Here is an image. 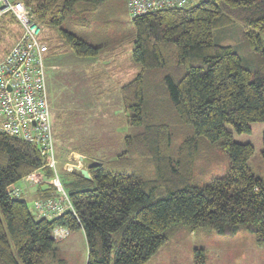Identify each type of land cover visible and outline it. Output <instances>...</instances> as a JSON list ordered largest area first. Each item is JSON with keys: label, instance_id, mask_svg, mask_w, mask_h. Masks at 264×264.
Masks as SVG:
<instances>
[{"label": "trees", "instance_id": "obj_1", "mask_svg": "<svg viewBox=\"0 0 264 264\" xmlns=\"http://www.w3.org/2000/svg\"><path fill=\"white\" fill-rule=\"evenodd\" d=\"M22 1L51 31L43 36L47 52L96 58L113 51L108 43L121 11L112 0ZM130 18V56L140 70L119 87V96L131 153L106 165L72 149L90 160L89 178L61 173L74 211L38 217L24 199L10 196L9 187L36 169L45 176L52 169L35 144L0 132V264H53L56 226L68 234L83 230L85 264H145L182 225L222 235L247 228L264 245V179L247 164L254 148L226 128L249 133L251 122L264 121V0H199ZM233 19L244 24L257 54L255 72L231 45L213 40L214 28ZM13 23L10 14L0 17V39ZM174 122L190 124L193 133L172 153ZM209 146L226 153L227 167L199 184L191 177L193 162L208 158ZM260 154L264 159V130ZM49 187L38 197L50 195Z\"/></svg>", "mask_w": 264, "mask_h": 264}, {"label": "rangeland", "instance_id": "obj_2", "mask_svg": "<svg viewBox=\"0 0 264 264\" xmlns=\"http://www.w3.org/2000/svg\"><path fill=\"white\" fill-rule=\"evenodd\" d=\"M197 2L199 0H195ZM110 3H115L121 11V23L113 25L115 31L111 33V43H108V50L112 52L103 51L96 58L77 56L70 50L47 52L45 55L46 89L58 161L56 168L60 173L68 171L65 169L67 164L76 166L77 153L72 149L90 153L106 165L116 161L120 153H131V146L125 141L130 128L120 101L119 87L134 77L140 66L130 56L134 27L126 3L124 0H112ZM244 29L241 21L233 19L214 28L213 40L231 45L244 66L255 72L259 68L257 54L250 48ZM20 30V25L13 23L2 35L0 58L13 45ZM50 33L44 28L43 36ZM49 56L56 57L53 63L47 62ZM54 63V67L48 65ZM171 127V151L175 153L177 144L192 135L193 128L190 124L177 122ZM226 128L232 131L235 141L252 144L254 152L247 164L254 174L264 179V159L260 154L264 121L251 122L249 133H237L230 124H226ZM199 139L203 147L204 139ZM193 163L191 177L203 184L212 174L226 169L228 157L218 146H209L208 158L196 156ZM17 184L21 187L25 183L20 180ZM24 189L29 190L27 185L23 186ZM20 197L35 214L34 195L24 193ZM56 240L53 264H60L58 260H62L61 264H85L87 243L82 229ZM202 256L203 262H200ZM145 264H264V245H257L253 233L247 228L235 235H222L213 230L191 229L182 225Z\"/></svg>", "mask_w": 264, "mask_h": 264}, {"label": "built area", "instance_id": "obj_3", "mask_svg": "<svg viewBox=\"0 0 264 264\" xmlns=\"http://www.w3.org/2000/svg\"><path fill=\"white\" fill-rule=\"evenodd\" d=\"M195 0H127L130 17H135L160 8L184 7ZM10 14L21 27V33L13 45L0 58V132L11 137L35 144L46 165L52 169L51 176H45L41 169L27 174L22 180L28 188L38 183L49 184L51 194L33 200L38 217L53 218L60 213L73 210L68 193L63 185L61 173L57 170V157L52 132L49 99L45 78V55L48 50L43 40V25L38 23L29 7L22 0H0V17ZM67 164L71 171L79 168ZM9 194L19 197L22 188L14 183ZM68 230L62 226L53 229L56 239L64 238Z\"/></svg>", "mask_w": 264, "mask_h": 264}, {"label": "crops", "instance_id": "obj_4", "mask_svg": "<svg viewBox=\"0 0 264 264\" xmlns=\"http://www.w3.org/2000/svg\"><path fill=\"white\" fill-rule=\"evenodd\" d=\"M42 34H43V31H42ZM55 58H56L55 56H53V57L49 56V57L46 58V60H47L48 63H53ZM48 65L51 66V67H54L55 66V63L54 64H48ZM46 69H47V66L45 65V72H46ZM48 99H49V97H48ZM50 114H51V109H50ZM51 122H52V120H51ZM53 129H54V127H53V123H52V132L54 133V130ZM93 137H88V138H93ZM53 138H54V136H53ZM55 144H56V142H55ZM76 155H77L78 158H79V156H85V155H83L81 153H77ZM95 159H97L98 161H101L98 158H95ZM85 164L86 163H84V162L81 161L80 162V165L78 167H83ZM24 183L25 184L23 186L25 187V185H27V183L25 181H24ZM23 186H21L22 187V194L27 193L28 195H32V196L34 195V199L38 197L39 190H41V191L47 190V187H48L46 183H38V184H36L35 188H34L33 185H31L30 188H29V190L28 191H25V189L23 190ZM35 215H36V213H35Z\"/></svg>", "mask_w": 264, "mask_h": 264}, {"label": "water", "instance_id": "obj_5", "mask_svg": "<svg viewBox=\"0 0 264 264\" xmlns=\"http://www.w3.org/2000/svg\"><path fill=\"white\" fill-rule=\"evenodd\" d=\"M79 160L86 164L83 167L74 168L72 171L82 175L84 178H89L90 175L88 173V168H87V164H89L90 162L89 158L85 156H79Z\"/></svg>", "mask_w": 264, "mask_h": 264}, {"label": "bare ground", "instance_id": "obj_6", "mask_svg": "<svg viewBox=\"0 0 264 264\" xmlns=\"http://www.w3.org/2000/svg\"><path fill=\"white\" fill-rule=\"evenodd\" d=\"M49 184H47V186H48Z\"/></svg>", "mask_w": 264, "mask_h": 264}]
</instances>
